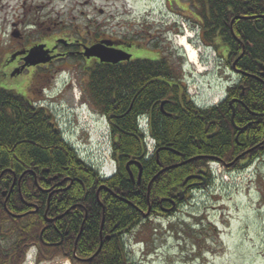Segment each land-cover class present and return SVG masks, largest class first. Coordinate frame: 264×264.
Segmentation results:
<instances>
[{
  "label": "trees",
  "instance_id": "trees-1",
  "mask_svg": "<svg viewBox=\"0 0 264 264\" xmlns=\"http://www.w3.org/2000/svg\"><path fill=\"white\" fill-rule=\"evenodd\" d=\"M199 4L202 12L206 14L208 10L211 17L207 22L210 32L205 37L208 36L212 41L219 37L229 46L226 60L231 69H234L233 63L236 62L234 70L239 74L240 83L230 87L227 97L217 105L198 107L187 92L185 79L177 75L170 61L161 56L156 60L138 62L142 87L148 92L143 93L141 101L134 103L129 112L128 101H122L121 106L125 109L110 118L113 157L118 159L119 164L115 175L103 183L96 170L92 172L93 175L79 168L76 170L77 177L86 185L89 184L86 178L91 174L95 195L100 184L106 185L109 191L104 196L109 197L106 201L108 211L105 229L116 228L125 233L134 226L132 220L136 218V211L127 204L129 201L139 208L147 209L149 204L155 205L162 199L176 198L178 189L186 186L184 182L191 175H204L209 183L212 176L208 164L212 161L224 165L233 163L234 168H242L245 166L243 163L254 162L264 154V0H200ZM236 15L245 17L235 19L232 25L231 20ZM165 77L173 78L175 83L184 84L185 87L181 89L175 86L171 90ZM152 79L154 86L147 83ZM233 97L243 101L233 104L236 111L233 121L241 128L246 127L242 131L236 129L231 121L233 107L230 101ZM163 99L173 100L168 105L170 108L166 109L172 115H155V125L150 134L158 137L169 149L162 151L158 159L153 157L146 160L143 132L136 126L135 115L148 109L153 102L157 101L156 106H159ZM26 105L29 104L22 97L0 87V235L4 233L2 228L5 220L11 218L15 225L11 226L13 231H8L14 239L10 247L13 253L7 258H0V264H19L24 257L22 247L26 241L40 240L39 217L31 212L25 213L31 208L27 204L37 201L38 192L33 193L38 190L37 183L31 175L19 178L20 173L31 167L37 171L44 167L53 172L72 171V168L75 171L73 151L59 140L62 138L61 132L54 130L47 114L41 111L36 113L31 109L26 111L23 108ZM133 158L145 166L139 189L141 195H137L136 199L133 194L137 185L131 182L125 169V163ZM182 159L187 162L161 172L160 166ZM10 169L15 170L18 177L15 178ZM196 181L201 179L189 180L191 185ZM73 194L77 198L83 197L80 190ZM94 200L97 201L96 196ZM5 203L7 208L3 206ZM99 209L94 211L93 221L86 228L78 257L71 252L67 258L72 264H128L125 234L104 243L105 247L96 254L100 245ZM11 212L15 216L10 215ZM74 218L72 224L78 228L81 217L76 215ZM28 219L31 221L25 222ZM46 236L49 241H57L54 233L49 235L50 238ZM44 249L38 256L40 261L57 257L53 249ZM17 250L20 255H16ZM90 257L92 260L89 261Z\"/></svg>",
  "mask_w": 264,
  "mask_h": 264
},
{
  "label": "flooded vegetation",
  "instance_id": "flooded-vegetation-1",
  "mask_svg": "<svg viewBox=\"0 0 264 264\" xmlns=\"http://www.w3.org/2000/svg\"><path fill=\"white\" fill-rule=\"evenodd\" d=\"M95 1L0 0V81L18 89L15 91L12 88H4L26 100L29 104L23 106L26 111L30 109L36 113L41 111L49 116L48 120L54 130L57 133L61 132L62 138L59 140L68 150L73 151L71 154L73 161L76 162L75 171L72 168V171L53 172L46 167L37 171L38 169L31 167L20 173L19 178L31 175L36 180L38 190L33 193L38 192V198L37 201L27 204L31 208L25 213L31 212L30 214L37 215L41 226L39 227L40 240L30 243L26 241L22 247L24 257L19 264L25 263L27 254L32 248H36L38 256L46 248L53 249L57 257L67 259L71 252L78 257L86 228L93 221L94 211L99 207L100 245L97 252L98 250L101 252L105 247L104 243L111 241L113 237L131 232L135 226L146 220L154 219V217L162 218L178 210L190 195L192 185L198 183L196 181L191 185L189 181L184 182L186 186L178 189L176 198L162 199L155 205L149 204L147 209L139 208L128 200L127 204L136 211V218L132 220L134 226L125 233L117 231L116 228L105 229L106 211H108L106 201L109 197L104 196L109 191L106 185L100 184L95 195L91 181L94 170L77 156L76 151L67 142L54 112L59 105H65V108L71 111L79 108L94 113H107L106 121L111 128L110 118L125 109L121 106L122 101H125L124 103L128 101L129 112L134 103L141 101L143 93L148 91L142 87V76L139 72L138 62L144 59L135 56L136 49L143 47L142 38L135 33L127 37L125 32L112 29L110 11L96 8ZM209 16L208 10L206 14L205 12L198 14L199 20H197L203 28L204 35L210 32L207 28L208 19L211 18ZM240 17L245 15H236L231 20V24L233 25L235 19ZM216 38L218 40L215 39L214 45H220L222 42L229 49L221 38ZM134 70L137 71L135 74ZM164 80L171 90H174L175 86L181 89L185 87L184 84L175 83L173 78L165 77ZM147 83L154 86V79ZM109 99L113 100L109 101ZM67 101H70L69 105ZM172 101L163 99L159 106H156L157 101L153 102L145 111L136 113L135 123L138 125L141 122L139 117L146 114L148 115L147 125L151 130L155 125V115L158 113L171 117L172 114L166 109L170 108L168 105ZM235 101L243 103L240 98L233 97L230 104L231 102L234 104ZM142 137L145 140L144 134ZM154 139V153L152 155L147 153L146 160H151L153 157L158 159L162 151L169 149L158 137L154 136ZM113 159L117 165L118 159ZM186 162L187 160L182 159L180 162L160 166L161 172ZM144 167V164L135 158L125 163L129 179L137 185L133 194L134 199L137 195H141L139 189L142 185ZM77 168L91 173L86 178L88 185L77 177ZM11 172L15 178L18 177L15 170L12 169ZM100 180L104 183L106 179ZM77 183L81 184L77 186ZM77 190L82 192L83 197L74 196L73 193ZM95 196L96 202H94ZM6 205L5 203L3 206L7 208ZM10 215L15 216L12 212ZM76 215L81 217L78 228L72 224ZM29 221L31 219L25 222ZM12 225L15 226L13 219L5 220L2 228L4 233L0 235V258H7L13 253L10 247L14 239L8 233L14 230ZM51 233L55 234L56 242L47 240L46 235L49 236ZM53 250L48 251L53 252ZM16 255H20L19 250Z\"/></svg>",
  "mask_w": 264,
  "mask_h": 264
},
{
  "label": "rangeland",
  "instance_id": "rangeland-1",
  "mask_svg": "<svg viewBox=\"0 0 264 264\" xmlns=\"http://www.w3.org/2000/svg\"><path fill=\"white\" fill-rule=\"evenodd\" d=\"M199 1L96 0L95 7L110 11L112 29L125 32L127 37L135 33L142 38L143 47L136 49L135 56L166 58L187 81L194 102L209 107L224 100L240 79L227 63L224 43L216 46L215 40L203 34L198 22L203 10ZM187 33L193 35L188 38L191 45L200 50L203 73L179 44ZM0 87L18 91L3 81ZM65 107L59 105L55 116L75 135L71 140L82 155L96 159L105 172H114L112 139L105 117L87 110L78 117ZM147 142L152 151L151 139ZM243 164L234 168L233 163L212 162L215 176L208 184L194 187L178 210L146 220L129 231L125 236L128 264H264V154ZM38 258L36 248H32L25 264L30 259L37 264ZM39 264L72 262L60 256Z\"/></svg>",
  "mask_w": 264,
  "mask_h": 264
},
{
  "label": "bare ground",
  "instance_id": "bare-ground-1",
  "mask_svg": "<svg viewBox=\"0 0 264 264\" xmlns=\"http://www.w3.org/2000/svg\"><path fill=\"white\" fill-rule=\"evenodd\" d=\"M192 34H184L181 36L179 44L181 46H183L187 52L188 55V60H190V62L194 63L195 65H197L199 67V72L203 73L205 71V68L200 64L199 62V56H200V50L199 49H195V47L193 45H191V43L188 41V38L192 37Z\"/></svg>",
  "mask_w": 264,
  "mask_h": 264
},
{
  "label": "water",
  "instance_id": "water-1",
  "mask_svg": "<svg viewBox=\"0 0 264 264\" xmlns=\"http://www.w3.org/2000/svg\"><path fill=\"white\" fill-rule=\"evenodd\" d=\"M236 66V62H234V67ZM263 67V72H262V75L264 76V66H262ZM231 105L233 106V103L231 102ZM235 109L233 108V115H232V120L231 121H233L234 119H235V114H236V112L234 111ZM233 124H234V126L236 127V129H238V130H240V131H242V129H245L246 127H239V126H237L236 124H235V122L233 121ZM229 166H231V165H229ZM195 177H200V176H189V177H187L186 178V181H188V180H190V179H192V178H195ZM6 194V192H4V195ZM99 253V250H98V252L96 253V254H98ZM89 261L90 260H92V258H90V259H88Z\"/></svg>",
  "mask_w": 264,
  "mask_h": 264
}]
</instances>
